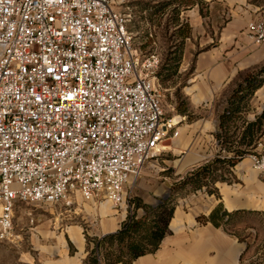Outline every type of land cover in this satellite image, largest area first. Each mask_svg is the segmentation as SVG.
Here are the masks:
<instances>
[{"label":"built area","instance_id":"1","mask_svg":"<svg viewBox=\"0 0 264 264\" xmlns=\"http://www.w3.org/2000/svg\"><path fill=\"white\" fill-rule=\"evenodd\" d=\"M124 1L0 0V241L21 240L22 202L71 206L79 192L127 209L125 186L179 134ZM248 155L264 171V151Z\"/></svg>","mask_w":264,"mask_h":264},{"label":"crops","instance_id":"2","mask_svg":"<svg viewBox=\"0 0 264 264\" xmlns=\"http://www.w3.org/2000/svg\"><path fill=\"white\" fill-rule=\"evenodd\" d=\"M262 11L248 0H201L181 11V19L186 16L189 22L191 35L200 36L201 50L195 57L193 81L187 90L191 107L211 103L217 93L245 81L249 74L264 66V43L254 42L247 31L248 22ZM259 77L263 80L247 100V107L235 114V144L248 122L264 115V73ZM220 114L211 110L202 125L184 128L180 142L184 144L185 139H190L198 147L196 133L214 138L219 130ZM263 135L264 130L255 136L252 152L263 145L259 144ZM190 141L187 143L192 144ZM249 153L231 166L233 183L226 178L218 179L215 183L218 196L206 193L188 208L175 205L159 246L127 264H264V171L254 166ZM203 156L195 151L194 157L185 163L196 164ZM130 184L125 186L126 193ZM43 206L52 216L43 213L37 217L34 209ZM87 206L92 209L88 210ZM33 207L16 206L15 224L21 240L0 241V264L7 252L20 253V262L24 264H87L85 259L94 242L87 238L83 224L90 226V236L102 237L121 228L128 216L126 209L119 212L109 199L88 200L79 192L71 206L60 202ZM250 211L252 225L246 227V222L238 217ZM235 218L237 230L234 231L228 224ZM58 222L65 227L52 229V224ZM25 233L30 234L27 240ZM101 264L124 263L102 261Z\"/></svg>","mask_w":264,"mask_h":264},{"label":"rangeland","instance_id":"3","mask_svg":"<svg viewBox=\"0 0 264 264\" xmlns=\"http://www.w3.org/2000/svg\"><path fill=\"white\" fill-rule=\"evenodd\" d=\"M161 1L164 0H125L124 2L125 5L130 6L132 11L130 27L135 33L136 43L141 45L143 49L154 50L160 57L159 82L165 114L167 117L177 118L176 126L179 127L180 134L175 138L170 135L165 137L162 143L163 150L158 158L150 160L138 179L128 185L127 201L130 206L126 209L127 215L134 210L142 212L141 207H136L139 200L153 205L158 204L161 198H167L171 194V187L175 186L178 182L182 183V180H184V177L189 172L198 169L211 160L223 157V154L226 153L222 149L225 144L223 145V142L217 137V134L212 138L210 135L207 136L206 133H196L194 138L198 140L200 145L198 147H195L190 139H185L183 144L180 142V138L183 135L184 128L202 125L204 118L211 114V110L216 114L221 113L227 105L228 99L232 97L234 89L239 84L236 82L229 89L227 88L217 93L213 101L207 105L203 104L199 107H191L189 105L187 90H190L189 86L192 85L191 81H193L195 57L201 50L199 45L200 36L194 37L191 35L190 25L186 21V16L183 19H181V16H176L175 7L179 4L181 15V11L187 9L192 0H182L181 2L180 0H171L165 9L159 10L150 16V12H152L151 5ZM248 2L264 8V0H248ZM179 22H182V25H179ZM182 40V54L178 71L172 72V70L166 68L177 63L179 45ZM199 93L201 95L203 94L201 92ZM199 93L197 94L199 95ZM203 97H205L204 94ZM246 107L247 105L244 106V109ZM236 122L237 120L235 118L230 122L228 134L231 135V139L235 137L233 134L236 130ZM187 140L192 144L187 143ZM262 142L263 145L256 151L257 153L264 151V139H262ZM195 151L203 153V158L196 164L188 163L186 165L185 161L192 159ZM212 167L214 168V172L212 175L208 174L209 176L204 178L208 183L204 184L203 187L194 188L191 183H182L178 187L175 186L174 196L166 207L164 217L168 215V209L172 206L175 207V205L182 204L183 207L188 208L194 204V201L204 198L206 193L210 194V189L218 196V188L215 183L218 179H222L221 175L223 176L224 173L229 183L235 181L234 174L231 172V166L228 163L221 165L220 161H216ZM202 171L205 172L203 168ZM213 176L217 178L215 182L212 181ZM20 205L21 207L34 208V205L31 203L22 202ZM38 208L34 209L38 212L37 217L43 213L50 214L46 206ZM87 209L91 210L92 208L87 206ZM124 209V207L120 208L119 212H122ZM50 215L52 216V214ZM242 217L240 216L238 219L246 222V227L252 225L251 211L244 213ZM235 221L236 218L228 224L229 228L234 231L237 230ZM64 227L65 225L63 226L61 222H58L55 226L54 224L51 226L52 229L57 230H62ZM83 229L87 238L92 237L88 234L90 226L87 223L83 224ZM29 235L25 233L24 238L27 240ZM20 257V253L7 252L5 253V259L2 264H24L20 262L22 261Z\"/></svg>","mask_w":264,"mask_h":264},{"label":"trees","instance_id":"4","mask_svg":"<svg viewBox=\"0 0 264 264\" xmlns=\"http://www.w3.org/2000/svg\"><path fill=\"white\" fill-rule=\"evenodd\" d=\"M182 0H180L181 2ZM201 0H192L190 5L194 2ZM171 0H164L157 2V4L151 5L153 13L163 10ZM179 4L175 7L176 16H180ZM177 17V18H178ZM182 25V22L178 23ZM183 40L179 45V53L177 56V63L166 69L172 70V72L178 71V66L182 54ZM264 73V66L256 70L254 73L249 74L245 81L240 82L234 89L232 97L228 99V103L220 114L219 130L217 131V137L223 142V150L226 152L223 157H218L209 161L207 164L200 166L198 169H194L189 172L184 180L183 184L191 183L194 188H201L208 181L205 177L212 175L216 161H220L221 165L228 163L230 166L235 164L238 158L242 157L245 153L252 152V148L255 146L253 143L255 136L261 135L264 130L263 116L258 117L255 121L248 122L244 129L243 134L235 144L236 139L232 138L228 134L230 122L235 118V114L238 111H243L244 106L247 105V100L251 97L254 90L261 84L263 78L259 77ZM160 74V71H159ZM235 135V132L234 134ZM230 152H233L231 155ZM226 162V163H225ZM202 168L205 172L202 171ZM228 169V168H227ZM207 174V175H206ZM209 174V175H208ZM222 178H225V173ZM217 178L212 177V181L215 182ZM178 182L175 186L182 184ZM171 187V194L167 198H161V201L156 204H149L146 202H139L136 207H141L142 212L134 210L128 214L127 218L123 221L121 228L117 231L107 233L102 237H89L90 241L94 242L93 247L90 249L85 262L87 264H101L102 261L106 263L122 262L127 264L131 262L138 255L154 251L161 243L162 238L166 233L170 217L173 214L174 207L168 209V215L164 217V212L167 209L169 202L174 196L173 192L176 187ZM213 192L212 189L209 190ZM156 219V220H155Z\"/></svg>","mask_w":264,"mask_h":264},{"label":"bare ground","instance_id":"5","mask_svg":"<svg viewBox=\"0 0 264 264\" xmlns=\"http://www.w3.org/2000/svg\"><path fill=\"white\" fill-rule=\"evenodd\" d=\"M177 121H178L177 118H175V119H174V122H177Z\"/></svg>","mask_w":264,"mask_h":264}]
</instances>
